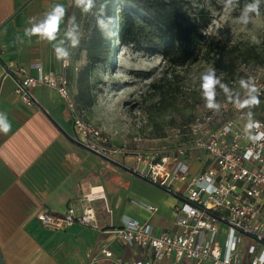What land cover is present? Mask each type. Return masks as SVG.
Segmentation results:
<instances>
[{
	"label": "crops",
	"instance_id": "1",
	"mask_svg": "<svg viewBox=\"0 0 264 264\" xmlns=\"http://www.w3.org/2000/svg\"><path fill=\"white\" fill-rule=\"evenodd\" d=\"M56 4L65 8L56 40L25 36V28L41 22ZM74 12L71 0H0V119L11 125L7 132L0 129V253L5 264H83L102 249L124 262L141 260L145 253L126 245L114 232L125 219L149 223L156 231L176 230L174 206L179 195L148 180L142 174L146 167L126 145L121 147L110 137V144L122 152L93 153L75 139L67 107L54 89L35 87L27 105L15 93L14 79L5 74L8 65L22 66L31 76L38 68L64 73L73 99L80 103L78 66L66 35L74 32ZM56 46L69 53L64 68L56 59ZM199 167L193 163L194 171ZM100 190L111 213L103 200L91 202L96 228L73 223L52 230L36 219L42 209L63 215L71 204L79 214V200ZM167 194L175 196L169 207ZM139 203L154 205L156 211L150 213Z\"/></svg>",
	"mask_w": 264,
	"mask_h": 264
},
{
	"label": "built area",
	"instance_id": "2",
	"mask_svg": "<svg viewBox=\"0 0 264 264\" xmlns=\"http://www.w3.org/2000/svg\"><path fill=\"white\" fill-rule=\"evenodd\" d=\"M71 3L76 4L75 0ZM66 66L63 61L62 67ZM5 74L14 79V91L27 105L32 103L35 87L54 89L67 107L75 139L84 147L102 156L122 152L110 144L100 127L86 120L64 73L38 68L31 76L22 66L8 65ZM251 83L257 88L254 95L264 99V82L256 77ZM246 97L244 91L239 101ZM218 109L195 115L178 130L184 143L173 155L135 154L136 161L146 167L142 174L148 180L179 195L180 202L174 206L176 230L156 231L149 223L125 219L114 232L126 245L144 252V259L124 262L114 258L111 250L102 249L83 264L107 260L112 264H264V112L249 117L236 102ZM229 109L236 112L238 120L219 115ZM195 162L200 167L194 171ZM97 199L103 200L111 213L100 190L79 200V214L71 204L63 215L42 209L36 219L52 230L73 223L96 228L91 202ZM138 206L150 213L156 211L151 204Z\"/></svg>",
	"mask_w": 264,
	"mask_h": 264
},
{
	"label": "rangeland",
	"instance_id": "3",
	"mask_svg": "<svg viewBox=\"0 0 264 264\" xmlns=\"http://www.w3.org/2000/svg\"><path fill=\"white\" fill-rule=\"evenodd\" d=\"M191 1L205 7L211 20L198 59L182 67L169 66L158 53L150 51L151 45L145 43L143 36L144 44L138 46H120L118 39H111L110 47L104 40L99 42L93 49L97 58L94 63L86 44L91 8L84 11L82 5L71 3L75 9L77 44L71 51L78 66V104L86 120L94 121L109 141L110 137L116 138L130 153L159 152L170 156L184 143L178 130L191 123L195 115L212 110L205 107L201 88L200 77L207 68L216 70V77L232 97L217 85L214 101L219 107L240 100L247 91L240 87L241 79L251 81L258 77L264 82V0H259L260 15L253 14L247 25L236 21L243 6L232 3L225 7V0ZM114 28L118 30L117 25ZM109 49L111 61L107 62ZM140 72L149 74V78H142ZM262 107L264 99H260L255 110ZM219 115L238 120L232 109ZM167 198L169 207L175 196L167 194ZM221 230L225 232L226 227Z\"/></svg>",
	"mask_w": 264,
	"mask_h": 264
},
{
	"label": "trees",
	"instance_id": "4",
	"mask_svg": "<svg viewBox=\"0 0 264 264\" xmlns=\"http://www.w3.org/2000/svg\"><path fill=\"white\" fill-rule=\"evenodd\" d=\"M252 2L233 0L234 4L243 7ZM90 8L92 15L87 25L86 44L94 63L97 58L93 49L98 43L104 40L110 47V40L118 39L120 46H138L144 44V40L151 45L150 51L158 53L169 66H185L198 59L211 20L209 11L191 0H92ZM101 21L106 27H101ZM115 25L118 30L113 29ZM107 54L106 61L110 62V49ZM138 75L149 78L146 73ZM257 98L260 101L261 98ZM255 109L256 106L243 107L249 117L264 112V107Z\"/></svg>",
	"mask_w": 264,
	"mask_h": 264
},
{
	"label": "clouds",
	"instance_id": "5",
	"mask_svg": "<svg viewBox=\"0 0 264 264\" xmlns=\"http://www.w3.org/2000/svg\"><path fill=\"white\" fill-rule=\"evenodd\" d=\"M75 3L78 6H83V10L87 11L92 6V0H75ZM233 0H225V7H229L232 5ZM260 15L259 11V0H253L250 4H245L241 10L240 15L236 18V21L240 24L247 25L252 18V15ZM65 16V8L61 4H56L49 12H47L43 18V20L39 23L32 24V27L25 28L24 34L27 37L38 36L42 39H46L48 41L56 40L57 33L60 31V23ZM74 19V18H73ZM32 18L29 19V23H31ZM110 22V21H109ZM101 27H106L103 21L100 22ZM66 35L70 38L72 46L77 44L76 36L73 31H68ZM56 59L59 61L66 62L69 53L66 49L60 46H56L54 48ZM215 69L212 67L207 68L205 72L201 74V88H202V96L205 98V107L209 109H217L219 105L214 101L215 87L217 85L224 91L226 96L230 99L231 94L229 89L220 82V80L215 75ZM240 87L242 89H246V99L242 101H236L238 107H252L257 106L259 104V100L257 95V88L252 86L251 81H246L241 79L239 81ZM250 127V125H249ZM11 128L9 123H6L3 119H0V129L7 132Z\"/></svg>",
	"mask_w": 264,
	"mask_h": 264
},
{
	"label": "water",
	"instance_id": "6",
	"mask_svg": "<svg viewBox=\"0 0 264 264\" xmlns=\"http://www.w3.org/2000/svg\"><path fill=\"white\" fill-rule=\"evenodd\" d=\"M0 264H5L4 261H3L1 253H0Z\"/></svg>",
	"mask_w": 264,
	"mask_h": 264
}]
</instances>
